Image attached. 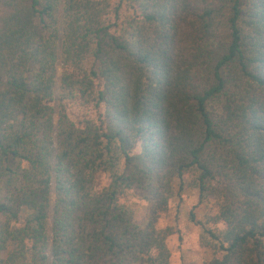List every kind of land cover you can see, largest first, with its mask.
Returning <instances> with one entry per match:
<instances>
[{
  "label": "trees",
  "instance_id": "obj_1",
  "mask_svg": "<svg viewBox=\"0 0 264 264\" xmlns=\"http://www.w3.org/2000/svg\"><path fill=\"white\" fill-rule=\"evenodd\" d=\"M186 188L207 264H264V0H0V264H172Z\"/></svg>",
  "mask_w": 264,
  "mask_h": 264
},
{
  "label": "rangeland",
  "instance_id": "obj_2",
  "mask_svg": "<svg viewBox=\"0 0 264 264\" xmlns=\"http://www.w3.org/2000/svg\"><path fill=\"white\" fill-rule=\"evenodd\" d=\"M53 106L57 121L60 109L58 86L56 87ZM68 109L70 117L76 121L83 118L84 115L98 119L103 112L102 108L97 109L94 106L82 109L76 101H70ZM108 177L107 173H100L98 186L103 187L109 181ZM140 196L139 193L136 194L130 190L123 198L134 206L139 218L144 216L146 204ZM216 211L215 196L211 195L208 200L200 202L198 189L186 188L172 200L168 212L163 214L159 223L162 227L173 226L176 229V233L168 239L172 264H207L212 259L213 250L201 243L203 229L200 222L206 215L214 214ZM192 214H194V217H192Z\"/></svg>",
  "mask_w": 264,
  "mask_h": 264
}]
</instances>
